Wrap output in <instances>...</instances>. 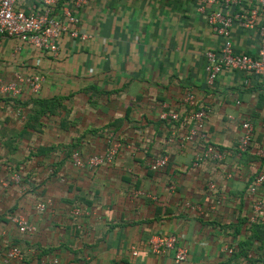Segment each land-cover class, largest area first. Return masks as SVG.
I'll return each instance as SVG.
<instances>
[{"label": "crops", "instance_id": "1", "mask_svg": "<svg viewBox=\"0 0 264 264\" xmlns=\"http://www.w3.org/2000/svg\"><path fill=\"white\" fill-rule=\"evenodd\" d=\"M74 1L60 5L78 18L86 41L63 35L52 55L0 36V90L19 89L0 91V264H176L171 253L151 252L156 235H173L186 249L179 264H264V222L249 223L246 193L264 172V79L223 70L207 83L204 54L220 46L206 22L214 6ZM232 42L248 55L259 48L254 30L233 27ZM33 76L41 78L37 93L26 82ZM186 92L206 110V140L227 153L221 163L195 166L200 139L182 144L187 126L159 119L162 110L181 112ZM243 121L253 126L252 141L239 152ZM115 143L111 162L85 165ZM162 156L166 166L152 171ZM15 215L34 231L20 233ZM12 246L22 260L5 259Z\"/></svg>", "mask_w": 264, "mask_h": 264}, {"label": "built area", "instance_id": "2", "mask_svg": "<svg viewBox=\"0 0 264 264\" xmlns=\"http://www.w3.org/2000/svg\"><path fill=\"white\" fill-rule=\"evenodd\" d=\"M61 0H0V36L17 38L38 50L56 55L59 50L58 40L68 36L73 41H86L90 35L78 29V18L68 6L60 5ZM86 0H75L74 7H81ZM207 6L214 9L206 15V22L211 30L220 39L219 49L207 51L204 54L207 83L212 84L217 75L223 70H236L252 73L264 79V0H201L199 11L204 12ZM237 27L243 30H254L259 39V48L254 55L236 52L232 42V29ZM31 91L37 93L41 78L33 76L26 80ZM3 94L16 96L19 89L14 83L4 85ZM182 111L162 110L159 119L165 122L180 123L187 126V132L181 140L182 144L192 142L196 137L202 144L201 152L195 157L194 165L206 162L221 163L226 157V151L206 140L204 132L206 110L199 107L196 96L186 92L181 99ZM240 136L237 150L246 152L252 141L253 126L249 121L239 124ZM118 151V145L112 144L104 153L91 157L85 165L97 167L111 162ZM76 166H82L83 161L77 152L72 155ZM167 157H159L152 162L149 168L157 171L167 164ZM48 173H52L51 170ZM17 178V176H16ZM210 188H214L210 184ZM246 193L250 197L251 212L250 224L264 222V172L256 174L248 183ZM49 202L38 203L36 210L43 212ZM188 209L193 208L186 204ZM74 216L81 214L80 208L72 211ZM11 221L20 233H32L33 227L22 216H12ZM150 250L153 254L161 255L171 253L174 263L179 264L187 259V251L179 246L177 238L173 235H156L149 240ZM232 253L231 249L227 250ZM24 253L18 246L6 250V260H22ZM56 259L42 260L39 264H57Z\"/></svg>", "mask_w": 264, "mask_h": 264}, {"label": "trees", "instance_id": "3", "mask_svg": "<svg viewBox=\"0 0 264 264\" xmlns=\"http://www.w3.org/2000/svg\"><path fill=\"white\" fill-rule=\"evenodd\" d=\"M20 111V110H19ZM254 226H257V224H254Z\"/></svg>", "mask_w": 264, "mask_h": 264}]
</instances>
